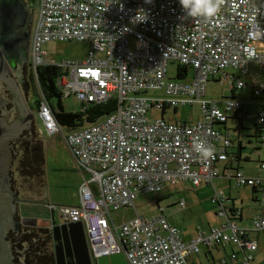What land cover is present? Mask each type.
<instances>
[{"label": "built area", "instance_id": "obj_1", "mask_svg": "<svg viewBox=\"0 0 264 264\" xmlns=\"http://www.w3.org/2000/svg\"><path fill=\"white\" fill-rule=\"evenodd\" d=\"M33 12L31 68L50 64L46 43L89 42L84 62L54 63L62 70L58 90L81 103L113 97L118 103L117 111L106 118L65 132L45 95L39 102L44 129L63 135L82 174L79 205L52 208L64 220L83 221L92 256L122 252L130 264H191L189 257L203 247L227 242L242 252L231 254V261L250 264L258 242L249 233L264 231V177H245L240 170L233 177L238 186H256L260 195L262 213L254 217L250 229L230 221L226 197L217 192L213 201L219 204V215L228 217L227 223L199 230L190 242L181 238L163 211L144 217L135 202L140 194L159 193L176 183L188 181L199 187L219 177L216 164L228 158L231 139L214 123H226L231 113L243 116L242 101L208 98L207 84L220 75L228 78L230 68L245 75L257 63L264 70V0H225L212 19H184L179 0H37ZM137 15L145 20L138 21ZM98 52L103 57L96 59ZM170 62H178L187 74L180 70L176 79L169 78ZM228 82L241 90L246 86L244 78L234 75ZM254 93L264 99V77L255 83ZM189 105L202 111L195 123L166 115L148 117L150 110ZM258 123L264 146V109ZM195 137L213 148L214 159L199 157L192 147ZM260 166L264 170V161ZM180 206L185 208V203ZM132 209V218L115 221L114 213Z\"/></svg>", "mask_w": 264, "mask_h": 264}, {"label": "rangeland", "instance_id": "obj_2", "mask_svg": "<svg viewBox=\"0 0 264 264\" xmlns=\"http://www.w3.org/2000/svg\"><path fill=\"white\" fill-rule=\"evenodd\" d=\"M28 5L31 6L35 3L33 0H26ZM36 6V5H35ZM45 49L48 51L47 60L56 64L62 63L67 60H76L81 63L89 57V50L91 49L90 43H79L78 41L72 42H50L46 45ZM103 57L102 52L95 54V58ZM169 78L176 79L178 74V62L168 63ZM193 74V69H190V76ZM189 79V78H188ZM216 81L211 79L207 84V97L208 98H220L228 97L230 93V87L226 84H221V80ZM30 105L34 106L35 98H39V86L36 84L35 79L31 80L29 86ZM57 108L58 102L54 100L52 102ZM65 111L67 112H80L81 102L76 99L74 95L65 97L62 102ZM35 115V123L40 133L44 130L43 123L38 111L33 110ZM165 114L167 118L178 119L180 121H192L193 123L199 121L202 118V111L198 105H189V107L179 108L177 112L174 109L168 111L150 110L148 117L159 118ZM43 129V130H42ZM45 134H42L40 138L44 140V153H45V175L41 177H29L24 178L18 175V182H23L26 186L27 192L25 196L28 197L26 202H22L19 208V216L23 219L31 218L36 219L38 226L44 225L51 227L52 225H62L65 220L57 209L52 211L54 205L67 206L74 205L78 200L77 196L79 190H76L74 180H72V172L70 170H58L57 167L68 168L72 161L69 159L68 163H60L58 157L67 161L69 156L68 147L66 145L64 137L61 133L50 135L46 130ZM66 132V130H64ZM27 133V132H26ZM252 163V164H251ZM243 168L244 170H251L256 167L257 162L253 161ZM50 170L47 176V170ZM54 174V175H53ZM181 184V185H180ZM243 187L233 188L232 192L236 195L241 192ZM251 190V189H248ZM244 191V190H243ZM254 191V190H252ZM213 188L211 186L193 187L189 182L184 184L176 183L170 187L167 186L166 190L159 191V193L140 194L136 199L135 205L141 215L146 216L156 214L160 207H163L164 213L167 216L171 214L175 217L179 225L187 226L192 225L197 227L201 225L202 229L209 228L210 218L217 213V207L211 202ZM185 203V208L180 206V203ZM248 209V210H247ZM245 208V213L252 214L255 217V209L257 206L254 202H251L249 208ZM116 219L119 218V213H114ZM148 217V216H147ZM253 217V218H254ZM217 218V217H215Z\"/></svg>", "mask_w": 264, "mask_h": 264}, {"label": "crops", "instance_id": "obj_3", "mask_svg": "<svg viewBox=\"0 0 264 264\" xmlns=\"http://www.w3.org/2000/svg\"><path fill=\"white\" fill-rule=\"evenodd\" d=\"M259 67L260 66L257 63L251 64L249 66V72L243 76L239 71L235 70V68H230V70L226 72L228 74V78L220 75V76H217L216 79H213V80L216 81L217 79H220L221 84L227 83L229 87H231V83L228 82L229 77L233 75L235 78H244L249 83L255 82L256 80H258L259 78H262L263 76V72H261V69H259ZM228 97H234V98H237L238 100L243 101L242 111L245 113V116L239 119L232 114L228 118L226 123L224 124L218 123L216 125V127L219 129L222 135L226 138L227 136H229L232 142H231V145L227 147V151L229 153L228 159L225 162H218L216 164L219 170V175H218L219 177L214 178L212 184L202 183L199 186L201 187L204 184V186H211L213 188L211 202L213 203L214 206L216 205L218 209H217L216 215L215 216L213 215L210 218V222H209L210 227L206 229L205 228L202 229L201 225L200 226L198 225L197 227H194L189 224L187 226L179 225L175 217L172 214L169 217L166 215V213H164L165 211L163 207H160L159 211L156 214L152 215V217L157 216L160 212L163 211L164 215L168 218L170 223L172 222L173 224H175V227L179 229L180 236L183 240L193 239L197 235V232L199 230L208 231L210 230L211 227L219 228V227H223L224 224L227 223L228 217L226 215L224 216L219 215V204L213 201V198L217 192L222 193L226 197L225 208L227 212L229 213V216L231 217L230 218L231 222L235 225L238 224L239 226L243 228H247V229H249L252 226L254 216L252 214L245 213V208L246 209L249 208V206L251 205V202H254L255 205L257 206V209H255V217L262 213V209L259 203L257 202V199L260 198L259 197L260 195L252 191L254 190L253 187L238 186L236 180L233 178L237 170L238 171L240 170L242 173H244L245 177H252V176L264 177V170L261 169V166H260L261 162L264 161V147L262 146V139L259 138L260 133L258 129L259 128L258 115L262 109L261 101L260 99L253 100V98H251L252 91L249 88L248 89L242 88V90L235 89V91H231L230 89V93L228 94ZM228 97H222V100L227 99ZM220 106L223 107V103H221ZM42 125L44 129V124ZM44 130L40 133L38 129V134L40 137L42 136V134H45ZM67 149L69 152V156H67L68 157L67 161H63L59 157H58V161L60 163H68L70 159L72 161V163H70L71 164L70 167L68 168L60 167V169L57 167L56 169L70 170L73 175L72 176V180H74L73 184H75L76 190H79L80 183L82 182V174L77 168V164H76L75 158L73 157V154L71 153L69 148ZM253 161L257 162L255 170L254 168L251 170L243 169L246 166V164L248 165L249 163ZM46 170H47V176H48L49 172L51 171L48 169ZM85 175L87 174L85 173ZM239 187H243L246 189H243L244 191L242 190L241 192L235 195L232 192V189L239 188ZM248 189H251V190H248ZM77 199L78 200L74 203V205H71V206L79 205V197ZM234 209L238 211L236 213V216L232 217L231 215L234 214L233 212ZM122 213L119 214V218L116 219L117 223L121 222L122 220L125 221L126 219L132 218L133 214H135L133 209L132 211H125L124 215ZM147 216L151 217L149 215H146V217ZM249 237L254 238V240L258 242L257 250L255 252H252L253 260L251 261L250 264H264V231L262 233H257V232L252 231L250 232ZM238 249L239 247H234V246H230L227 244H224L223 246H216V247L213 246V247H210L209 249L204 248L202 252H200V254L193 256L190 261L192 262V264H220V261L222 259H227L229 264H241L240 260L238 259L234 262L228 259L232 251L233 250L236 251ZM92 257H93V262H92L93 264H129L126 258V255L122 252H117V254H114L111 256L107 255L99 259H96L94 256Z\"/></svg>", "mask_w": 264, "mask_h": 264}, {"label": "water", "instance_id": "obj_4", "mask_svg": "<svg viewBox=\"0 0 264 264\" xmlns=\"http://www.w3.org/2000/svg\"><path fill=\"white\" fill-rule=\"evenodd\" d=\"M32 22H34V12L26 0H0V54L11 65L26 99V77L22 64L27 60L32 38ZM0 78H7L11 81L1 63ZM7 106L5 103L0 110V264H12L13 257L16 256L22 260L25 256V249L11 246L9 240V232H21L18 230L19 214L16 194H14L15 191L9 181L10 153L13 151V141L22 137L34 124V129L38 133L33 112L30 115V120L21 118L8 129L2 121ZM57 110L58 108L53 107L54 115ZM37 111L39 113V106ZM31 221L35 226L37 225L36 219H31ZM51 227L52 235L57 242L54 247L56 264H93L83 221L70 222L66 219L64 224Z\"/></svg>", "mask_w": 264, "mask_h": 264}, {"label": "trees", "instance_id": "obj_5", "mask_svg": "<svg viewBox=\"0 0 264 264\" xmlns=\"http://www.w3.org/2000/svg\"><path fill=\"white\" fill-rule=\"evenodd\" d=\"M34 1H35V3L31 6L32 10L36 7L35 5H37V0H33V2ZM47 44L48 43H46V45ZM46 45H45V47H46ZM46 61H48L47 56H46ZM50 64H52V65H50ZM50 64L45 63V65L39 67L37 69V77H38V81H39V85L41 87V90L43 91V94L45 95L44 98L49 101V104H51L53 107H55V105L52 102H54V100H57V102H58V106H57L58 110L56 111L54 117L59 122V124H61V126L63 127V130H66V132H69L71 130L76 131L80 128H83V126H88L90 124L96 123V121H98L100 119L102 120L103 118H106L107 116H109V114H111L112 112L117 111V109H118L117 99L115 97H113L109 101L102 102V103L101 102L89 103V104L88 103H81V111L77 112V113L66 112L64 109V106L62 104L65 97H63L61 91L58 90L59 87L57 86V78H58L57 76L62 72V70H61V67L59 65H55L56 63L54 64V62H50ZM259 69H261V72H263V76H262V78H263L264 77V70L261 68V66L259 67ZM180 70H182L183 76H185V74H187L186 68H182L180 66V67H178V71H180ZM243 75L244 74H242V76ZM262 78H259V79H262ZM256 82H257V80L255 82L249 83L246 80V86L244 88L251 89V91H252V97L251 98H253V100L254 99H260L261 106H262L261 110H263L264 109V99L255 96V93H254V86H255ZM230 89H231V91H235V89H237V87L235 85L231 84ZM228 98H234V97H228ZM234 99H237V98H234ZM220 100H222V99H220ZM40 101H41V99H39V98L35 99V105L37 108L40 104L39 103ZM239 101H242V100H239ZM242 109H243V101H242ZM242 109H241V111H242ZM178 110H179V108H175L174 112H177ZM242 113H243V116H241V117L238 116V113H235V114L231 113L230 116L233 114L235 117L241 119L245 116V113L243 111H242ZM162 116H165V114H163ZM170 119L175 120L176 118L175 119L170 118ZM217 124L218 123H214L215 126ZM258 129H259V133H260L259 137H261L260 126ZM23 146H24V150H23V153L20 154L21 157H20L18 167H17L19 170V175L24 177V178H29V177L33 178V177H37V176L38 177L42 176V179H43V177L45 175L44 140H42V138H40V136L35 134L34 138L28 142H25ZM252 187L254 189V192L258 193V189L256 188V186H252ZM257 202H258V199H257ZM54 210L55 209L52 208V211H54ZM125 211H128V210L118 211V213L121 214L123 212L122 214L124 215ZM237 211H236V209H234L233 210L234 214L231 216L232 217L236 216ZM114 218H115V216H114ZM230 218L231 217L229 216V219ZM115 221H116V218H115ZM230 221H231V219H230ZM241 228H243V227H241ZM245 229H247V228H245ZM250 232H252V231H250ZM48 238L52 240V235L48 234ZM185 241L190 242L189 240H185ZM224 244L234 246V247H239L237 244L234 245V244H230L227 242H223L222 244L212 245L210 247L223 246ZM34 245H35V247H37L36 244H34ZM210 247H208V248L203 247L198 253H196L195 255H191L189 257V262L192 264V262L190 260L193 256L200 254V252H202V250L204 248L209 249ZM233 253H235L237 255L242 254L240 247L236 251L233 250L231 254H233ZM231 254L228 257L229 260H230ZM28 263L29 264H56L55 254H54L53 249H51V251L47 253V256L45 258H42L40 255H37V254H34L32 257H28ZM220 264H221V261H220Z\"/></svg>", "mask_w": 264, "mask_h": 264}, {"label": "flooded vegetation", "instance_id": "obj_6", "mask_svg": "<svg viewBox=\"0 0 264 264\" xmlns=\"http://www.w3.org/2000/svg\"><path fill=\"white\" fill-rule=\"evenodd\" d=\"M30 49L31 41L29 44L27 60L22 64L24 76L26 77L27 99L23 93V90L21 89L22 87L19 83V80L16 78V76H14L11 65L9 64V62H7L8 60L2 54H0V63L11 79L10 81L7 78H0V110L2 109L4 104L7 103V111L6 114H4L5 116L2 121L8 129L10 127H13L21 118H27L28 120H30V115L33 110H38L35 105V101L34 106H31L29 102L30 99L28 100V88L31 84V80L35 79L36 84H38L39 86V99L44 96L43 91L41 90V87L39 85L37 69L34 70L33 67L31 68ZM34 128L35 124L32 126V128H29V131H27V133H25L22 137H18L13 141V151L12 153H10L9 181L13 190L15 191L14 194H16L17 207L22 202H26L28 199V197H25L27 196V189L25 184L23 182H18L19 170L17 167L21 157L20 154H22L24 150V143L32 140L35 134L39 136ZM18 230L21 232H9L10 244L11 246L21 247L25 249V256L22 260H19V258L16 256L13 257V259H11L12 264H29L28 257H32L34 254L40 255L42 258H45L47 256V253L50 252L51 249H53L54 251V247L55 245H57V242L52 235V227H46L44 225L38 226V224L35 226L30 218L23 219L21 218V216H19ZM48 234L52 235V240L48 238ZM34 244H36L37 247H35Z\"/></svg>", "mask_w": 264, "mask_h": 264}, {"label": "clouds", "instance_id": "obj_7", "mask_svg": "<svg viewBox=\"0 0 264 264\" xmlns=\"http://www.w3.org/2000/svg\"><path fill=\"white\" fill-rule=\"evenodd\" d=\"M146 3H152V0H145ZM225 0H179V4L184 12V19L188 18H205L212 19L215 17ZM123 9V5H121ZM138 21H144L145 18L140 19L137 15ZM193 150L204 160L214 159V151L210 145H206L205 140L200 137H195L192 144Z\"/></svg>", "mask_w": 264, "mask_h": 264}]
</instances>
